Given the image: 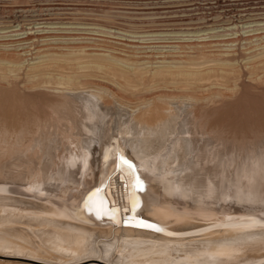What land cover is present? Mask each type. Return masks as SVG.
Wrapping results in <instances>:
<instances>
[{"label":"bare ground","instance_id":"obj_1","mask_svg":"<svg viewBox=\"0 0 264 264\" xmlns=\"http://www.w3.org/2000/svg\"><path fill=\"white\" fill-rule=\"evenodd\" d=\"M263 41L254 43L258 51L246 55V66L257 65ZM196 52L176 61L108 54L30 64L26 82L46 99L33 96L31 109L0 105V249L43 255L30 260L45 264H75L55 259L89 251L109 256L120 240L139 250L122 254L134 262H163L178 245L194 254V260L183 258L192 264H243L264 255V127L247 138L239 134L245 123L233 119L224 128L220 105L228 101L205 87L218 83L216 69L233 71L239 64L215 56L207 61L218 63L206 67ZM51 64L56 72L46 68ZM58 68L113 75L80 71L86 73L79 78L97 86L72 89L65 83L77 80ZM10 81L15 87L22 82L19 75ZM236 159L238 167L255 164L242 182L223 174L238 170Z\"/></svg>","mask_w":264,"mask_h":264},{"label":"rangeland","instance_id":"obj_2","mask_svg":"<svg viewBox=\"0 0 264 264\" xmlns=\"http://www.w3.org/2000/svg\"><path fill=\"white\" fill-rule=\"evenodd\" d=\"M221 2L222 1L218 0H0V58H4V60H2L3 62L0 60L1 65H3L0 67V97L3 98L0 99V105H4L3 108L5 110L6 108L13 107L15 103L21 107L27 105L28 108L31 109L30 105L33 96H36L40 101L46 99V96L42 94L33 93V90L36 88L38 89L37 86L31 89L33 85L26 82V77L29 76L31 72L28 68L31 63L33 64V61L39 63L43 60H66L71 57H74V59L97 56L104 57L108 54L132 59L147 57L146 59L150 60L167 59L173 61L174 59V61H176L178 59L182 60L181 58L185 59L192 56V52L195 54L194 52L197 50L195 56L200 57L204 61L217 56L231 58L235 63L239 64L238 68L233 71H221L216 69L217 72L214 74V80L216 79L220 84L217 83L216 85L218 86L215 85V87L208 84V87H205V89L208 90L206 91L208 95L214 92L212 90H218L222 100L228 101V104L220 105L219 119H222V121L226 123L225 125L227 128L224 126L225 129L229 128L230 125H228V123L232 122L234 119L236 121L235 123H245L243 126H246V130H242V132L239 133L240 136L242 135L247 138L253 135L252 137H255L254 135H256L255 133L257 132L254 129L258 131L264 127V53L254 56L255 59L259 61V65L257 63L255 67L246 66L244 62L247 61V54L258 51L256 49L259 48V46L256 48L254 43L264 40V12L252 11L239 16L237 18L238 22L224 19L223 23H219L221 20H212L211 18H215V15L217 16L221 11L220 8L217 9ZM233 2H248L250 5H253V7H256V10L264 8V0H237ZM228 8L229 7H225V9ZM227 17L228 16H225V18ZM258 24L260 25L257 26ZM205 33H208L209 36H205ZM199 34H203L205 37L198 40L196 39V41L191 38H183L187 35ZM234 36H237L239 40L234 38ZM233 39L234 42L232 41ZM229 44L231 47H229ZM232 48L234 51L229 52L228 50L231 51ZM193 49L195 51H192ZM210 50L213 53H211ZM136 52L139 53L137 54ZM7 59L12 60L13 64H9ZM15 63L17 66L14 65ZM20 63H22L23 66L18 65ZM217 63L218 61L204 62L206 67L215 66ZM50 66L46 68L48 70L51 69L50 71L52 72L57 71L56 67L52 64ZM47 69L44 67L43 70ZM59 69H61L60 72L62 71L64 74L71 73L69 75L77 80L76 83H65L72 89H76L77 87L84 88L92 85L97 86L93 82H87L84 78H79V75H85L86 73L80 71H87V73L89 71L92 73L95 72L97 78L113 75L110 71L108 72L100 68H85L84 70L58 68V71ZM75 72H77V74ZM1 73L6 76H3ZM18 75L22 82L20 85H17V88L10 80L15 79ZM22 86L25 88L27 98H24L23 93L20 91L22 90ZM135 87L136 86H132L130 88L133 91L141 90L144 91L143 93L150 92V90L136 89ZM159 89L160 88H156L155 90ZM230 91H235L238 96L236 95L232 98L230 96L232 95ZM122 94L128 98H132L130 93L128 94L126 91L122 92ZM235 114L236 117L234 116ZM207 119H210V116H208ZM233 127L235 133L234 137H236L238 126L235 124ZM254 139L256 142L253 140L247 142V144L249 146L257 145L258 140L256 138ZM262 160L264 161V159ZM237 163L236 159V162L234 161V168L237 167L238 170L225 171L224 169L223 174L228 176L231 175L232 178H234L235 175V177H237L236 179L242 182L244 181L241 180L242 178L247 179L244 178L245 173L243 172H248L255 164L253 161H250L247 165L249 166L247 169V167H238L239 165H237ZM249 164L253 166L251 165L250 167ZM224 172H228L229 174ZM237 174H239V176ZM116 242H114V244L112 243L110 246L111 248L108 249L109 252L112 251L109 256L107 254L104 255V253L98 254L95 251H89V253L94 256L89 257L90 254L85 252L84 254L80 253L82 256L77 254L72 256L73 259L72 257L67 258L68 261L65 259L64 261L62 257L61 260L59 258L55 259V261L67 263H73L74 261L75 264H181V262L184 264V262L187 261L183 260V258H188L189 255V261L194 260V254L189 253L187 250L185 251V247L181 245V247L178 245L175 250L172 249L170 253H167L170 254V259L168 255H165L163 257L165 261L162 258L163 262L147 263L144 262L145 258L138 260L135 257L132 258H134L136 262L132 261L130 257L125 260L126 256L122 254L125 253L132 256L133 253L137 252L138 254L139 250L134 246L133 248L132 243L131 245L130 243L126 245L124 240H120L117 244ZM118 245L121 249L119 252L116 251L115 248V246H117L118 250ZM121 245L123 246L121 247ZM113 246L115 252L112 250ZM125 246L129 249L126 250L127 248ZM179 248L180 250L178 251ZM190 251H192V248H190ZM6 252L7 254H5ZM13 252L15 256H13ZM116 252H118L119 255ZM18 254V252L12 250L0 249V264H45L30 260L31 258L43 260V255L41 258L39 257L40 255L38 256V254L34 253H27L24 255L22 253ZM137 254L133 256H137ZM28 255H30L29 258ZM112 256L114 260L109 259L112 258ZM190 257L192 258L190 259ZM140 260H143V263H141ZM175 260L177 262H175ZM189 261L185 264H192V262ZM243 264H264V255Z\"/></svg>","mask_w":264,"mask_h":264},{"label":"built area","instance_id":"obj_3","mask_svg":"<svg viewBox=\"0 0 264 264\" xmlns=\"http://www.w3.org/2000/svg\"><path fill=\"white\" fill-rule=\"evenodd\" d=\"M222 1L220 3V6L217 7L221 9V11L218 13V15H215V18H211L212 20L214 19H219L223 23L224 19H230L229 21L233 22H238L237 18L241 15H245L246 13L249 12H264V8L261 10H256V7H253V5H250L248 2L247 3H240V2H233L237 0H218ZM253 1V0H252ZM225 7H229L228 9H225ZM218 12V11H216ZM232 12V13H231ZM225 16H228L225 18ZM209 22V21H206Z\"/></svg>","mask_w":264,"mask_h":264},{"label":"snow or ice","instance_id":"obj_4","mask_svg":"<svg viewBox=\"0 0 264 264\" xmlns=\"http://www.w3.org/2000/svg\"><path fill=\"white\" fill-rule=\"evenodd\" d=\"M125 164H128L129 162L127 160L124 161ZM131 167V165H129ZM148 227H152V225H147Z\"/></svg>","mask_w":264,"mask_h":264}]
</instances>
